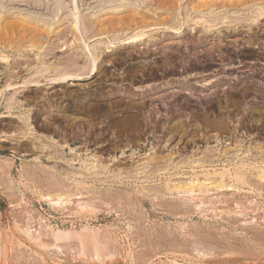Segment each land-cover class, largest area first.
I'll return each instance as SVG.
<instances>
[{
    "label": "rangeland",
    "instance_id": "obj_1",
    "mask_svg": "<svg viewBox=\"0 0 264 264\" xmlns=\"http://www.w3.org/2000/svg\"><path fill=\"white\" fill-rule=\"evenodd\" d=\"M199 1L0 0V18L6 20L23 18L26 22L25 28L16 37L13 35L7 39L11 38L12 41L16 39V42L22 40L23 42L20 41V43L26 46L34 41L42 44L37 48H25L18 43L15 49L23 54L16 53L14 47L6 49V55H10V51H13L12 56H9L8 65H11L7 71L4 70L7 64L0 61V89L4 88L9 81L13 86L6 89L0 98V264H229L231 261L241 260L243 254H240L245 252H249L253 260L249 263L243 261V264H264V250L260 248L255 250L256 248L251 244L237 242L244 237L241 234L257 232V224L235 223L242 219L238 213L240 209L243 211L244 201L245 206L251 207L244 208L245 214L252 215L256 213L251 212L252 206L261 205L260 203L263 206L264 196L260 200L255 193V195L249 193L247 189L226 188L223 189L224 191L222 189L215 191L204 188L203 192L197 189L193 193L174 190V186L182 187V184L185 182L189 184L191 180L194 184L196 181L199 184L203 183L202 177L208 170H210L209 177L212 174H219V171L221 173L222 169L230 170L231 176L235 177L239 173L235 170L238 163L234 162L235 155L245 156L247 153L243 151L227 153V150L237 149L236 146L239 143L241 148L250 145L251 151L253 146H264V119L261 123L251 121L248 114L252 112L249 107L251 102H242V108L235 111L227 106L222 116L211 113L203 115L205 117L189 116L186 108L174 107L171 102L168 103L167 99L159 100L152 97L149 98L150 101H146L147 107H141L138 95L140 96L141 92L142 94L148 92L151 88V86L145 88L144 85L162 80L160 77L155 79V74L163 69V67H155L161 64V59L157 58L160 54L156 53L152 56L151 48L143 45L142 51L144 53L148 50V55H139L136 50L131 49V45H121V42L128 40L133 32L140 30L149 35V38L159 39L161 36H171L178 39L183 37L182 33L186 29L193 28L192 25L195 23H200L198 19L201 17L209 18L223 13L235 15L250 12L251 14V7L253 6L254 9L255 6L254 3L250 4L249 0H244L245 4H248L245 6H241L244 2H236L237 0H219L217 6L224 5V9L217 8L213 11L214 13L209 12V16H204L205 11L200 13L192 11V8L198 7ZM177 7H179V14L175 12ZM75 9L77 12H74ZM201 10L203 9L199 11ZM137 12L141 15H137ZM143 19H148L147 21L151 23L152 20H156L157 23L162 20L168 21L163 26H150L151 28L147 27L149 30L138 28L133 31L134 27L142 24ZM100 23L105 29L102 35L98 31ZM259 24L261 28L257 37L262 34L260 30L264 28V20H261ZM190 35L193 36V34ZM32 38L34 40H31ZM107 42H113L118 52L104 51L103 54L102 51L100 52L102 55L98 53L100 61L97 67H101L104 74L101 71V74L89 76L88 53L98 52ZM240 44L243 47L242 42L237 43L239 46ZM2 49L4 50V47L0 46V51ZM25 60L28 70L23 68L26 66ZM14 62L17 64L21 62L23 66L20 68L18 66H21V63L17 66ZM41 64L49 68V73L44 74L39 84L22 87L23 80L30 78L34 74L33 68L38 70ZM81 66H86L85 70L78 73L80 77L82 76L81 78L57 83L52 80L62 71L73 72L75 68ZM137 66L146 69H137ZM130 69H134L133 73ZM149 69H152V74L148 73ZM142 76L149 79L144 81ZM102 88L110 90L113 95L117 90L123 91L125 88L130 94H127V97L112 96L102 101L95 96L96 91ZM88 96L94 100L96 107L90 109L89 105L82 114L72 113V108L75 107L73 105L80 106V98ZM118 99L125 102H138L136 112L140 119L135 129L122 124L124 122L121 119L126 112H122L124 111L122 106L112 105ZM100 103H108L110 107L100 110L97 108ZM257 109L264 112V107ZM65 110H71V112L65 113L63 112ZM20 116L27 117L31 130H23V127V129L15 128V124L17 126L21 122ZM216 121H222L227 125V129L218 131L217 124H214ZM250 121L253 126L262 128L261 134L248 130ZM173 124L176 127L170 131L169 128ZM40 144L42 147L44 145L45 149H42ZM239 152L243 154L240 153V155ZM207 156H213L215 162L206 163L203 158ZM166 158H168L167 162L164 160ZM258 161L261 159L256 160ZM228 164L229 167H227ZM201 165L205 169H200ZM209 182L210 180L207 181ZM59 190H62L60 192H63L64 200L55 203L54 198L56 194H59ZM234 199L242 201L240 204L242 206L232 202ZM234 207L237 208L234 209ZM262 223V220L258 222V224ZM27 225L31 226L30 233L34 238L36 235L43 237L42 241L46 247L44 245L43 248L39 247L23 234ZM91 232H94L102 243L113 247V256L99 260L95 257L89 258V255L79 256L74 251L73 247L79 243L80 238L86 243L87 238L93 237ZM235 237L237 241L232 240ZM213 240L220 244H216ZM208 242L212 243L213 250L208 247ZM241 244L249 245L250 250L247 247L242 248ZM198 245L205 251L207 248L211 249V252L195 254L193 247H199ZM258 250L262 251L258 252ZM237 256L239 257L236 258ZM254 257L257 259L254 260Z\"/></svg>",
    "mask_w": 264,
    "mask_h": 264
},
{
    "label": "bare ground",
    "instance_id": "obj_2",
    "mask_svg": "<svg viewBox=\"0 0 264 264\" xmlns=\"http://www.w3.org/2000/svg\"><path fill=\"white\" fill-rule=\"evenodd\" d=\"M151 1V0H150ZM167 1V0H165ZM179 1V0H177ZM217 1L219 0H200L199 3H198V7L197 8H192V11L195 13V12H204L205 11V15L204 16H209L208 13L209 12H213L215 9L217 10V8H222L224 9V5L222 7H218L217 5ZM222 1V0H221ZM252 4L254 3L255 6H254V9H253V6L251 7L252 8V12L250 14V12H246V13H241V14H235V15H231V14H216V15H212L210 16L209 18H205V17H201L200 19H198L200 21V23L202 22L203 24H200V23H195V25L193 24V28H188L186 29V31L184 33H182L183 37H179L178 39H175L174 37L172 38L171 36L169 37H165V36H161V38L157 39V38H149L150 36L149 35H146L144 33L141 32V30L139 32H133L132 36L128 39V40H125V41H122L121 42V45H131V49H134L136 50V53L139 54V55H148V50L146 52L143 53L142 49L144 47H142L143 45L146 46V48H151L150 50H152V56L155 55L156 53L160 54V56H157V58L161 59L160 61V65H155L158 66V67H163V68H166V66H168L170 63H172L173 65V62L175 60H173V58H177L178 54H181L180 51H179V46H181L182 44V38H185V36H187V34H192L194 32V34L196 33V36L195 37V41H194V49H193V55H195L196 53L194 52L197 47H203L205 48V51L208 52V56L207 57H210V55L212 56V51L215 49V47H217L218 49L223 47V46H234L237 45L238 42H242L244 45H243V48L241 50H243V54L247 56L246 60H249L248 56H254L255 54L253 53L252 51V47L254 48L256 45H259L260 42L258 41H255V39L253 38L254 36H256L259 32V23L261 20H264V0H249ZM58 2V1H56ZM169 2V1H168ZM233 2V1H232ZM236 2H244V0H237ZM126 3V2H125ZM167 3V2H166ZM180 3V2H179ZM191 3V2H190ZM246 2H244L243 5L241 6H245V5H248V4H245ZM154 4V3H152ZM171 4V3H170ZM221 5V3H219ZM56 5H58V3H56ZM155 5V4H154ZM180 5V4H179ZM219 5V6H220ZM253 5V4H252ZM166 6V5H165ZM217 6V7H216ZM58 7L60 8V6L58 5ZM157 7V6H156ZM160 7V6H159ZM158 7V8H159ZM249 7V6H248ZM247 7V9H248ZM77 8V7H76ZM166 8V7H165ZM203 9L201 11H199L200 9ZM145 9V8H144ZM243 9V8H242ZM73 10V9H72ZM76 10V9H75ZM146 10V9H145ZM159 10V9H158ZM155 11V10H154ZM171 11V10H170ZM231 11V10H230ZM244 11V9H243ZM246 11V10H245ZM74 12H77L74 11ZM167 12V11H166ZM175 12L176 14L180 13L179 11V7H177L175 9ZM188 12V11H186ZM229 12V11H228ZM242 12V11H241ZM67 13V12H65ZM143 13V12H142ZM157 13V12H156ZM193 13V14H194ZM214 13V12H213ZM72 14V13H71ZM137 15H141V13H136ZM188 14V13H187ZM157 15V14H156ZM164 15V14H163ZM231 15V16H230ZM76 16V15H75ZM170 16V15H169ZM200 16V15H199ZM58 17V16H57ZM73 17V16H72ZM103 17V16H102ZM119 17V16H118ZM157 17V16H156ZM77 16L74 18L75 22H76V19ZM142 18V17H140ZM146 18V17H145ZM28 19V18H27ZM177 19V18H176ZM73 20V19H72ZM140 20V19H139ZM144 21L142 22V24H140V26H136V24H134L136 27H134L133 31L137 30L138 28H146L148 29L147 27H150V26H153V27H158V26H163L165 25V23H167V21L169 20H166V22H164L162 20V22L160 21L159 23H157V21H153L152 20V23L147 21L148 19H143ZM158 20V19H157ZM203 20V21H202ZM182 21V20H181ZM73 22V21H72ZM107 22V21H106ZM105 22V23H106ZM195 22V21H194ZM263 22V21H262ZM36 23V22H35ZM37 24V23H36ZM97 24V23H96ZM95 24V25H96ZM101 24V23H100ZM108 24V23H107ZM112 24V23H111ZM152 24V25H151ZM55 25V24H54ZM139 25V24H138ZM179 25V24H178ZM262 25V24H261ZM26 26V22L25 20L22 18V19H19L17 18V20H6V19H3V18H0V46H3L4 47V50L2 49V51H0V61L2 62H5L7 64V66L4 68V70H9L10 69V65H8V61L10 60L9 59V56H12V52L13 51H10V55H6V49H12V47H14L15 49V46H17V44H21L20 41L22 40H19V42L13 40L12 39H7L9 38V36H13L15 35L14 37H16ZM37 26V25H36ZM42 26V25H41ZM52 26V25H51ZM181 26V25H180ZM178 26V27H180ZM38 27V26H37ZM45 27V26H44ZM89 27V26H88ZM119 27V26H118ZM121 27V26H120ZM129 27V26H128ZM152 27V28H153ZM191 27V26H190ZM51 28V27H50ZM91 28V27H90ZM151 28V27H150ZM164 28V27H163ZM182 28V27H181ZM171 29H174V28H171ZM256 29V30H255ZM107 30V29H106ZM149 30V29H148ZM58 31V30H57ZM98 31L100 32V34L102 35L105 31V29H103V25L101 24L100 25V29H98ZM172 31V30H171ZM180 31V30H179ZM240 31V32H239ZM260 31H262L264 33V28H262ZM25 32V31H24ZM108 32V30H107ZM151 32V31H150ZM156 33V31H153V33ZM176 32V31H175ZM50 33V32H49ZM159 33V32H158ZM262 33V34H263ZM99 34V35H100ZM176 34H180V33H176ZM24 35H26L24 33ZM56 35V34H55ZM151 35L154 36L151 32ZM47 36V35H46ZM58 36V35H57ZM56 36V37H57ZM27 37V36H26ZM25 37V38H26ZM49 37V36H48ZM59 37V36H58ZM261 37V36H260ZM263 37V36H262ZM38 38V37H37ZM52 38V37H51ZM259 38V36H258ZM264 38V37H263ZM28 39V38H27ZM58 39V38H57ZM119 39V38H118ZM260 39V38H259ZM31 40H34V38H32ZM36 40V39H35ZM53 40V39H52ZM39 41V40H38ZM23 42V41H22ZM30 42V41H29ZM32 42V41H31ZM46 42V41H45ZM144 42H146V44H144ZM149 42V43H148ZM263 42V40H262ZM27 43V42H26ZM113 42H107L105 43V45L103 46L104 48L101 49V50H98V52L94 51V52H89L88 53V71L89 72V76L91 75H94V74H99L101 71L102 74H104V71L101 69V67H97L98 66V61H100L99 59V55L101 54L100 52H102L104 54V51H107V53H112V52H115V48H114V45L112 44ZM192 43V42H191ZM18 44V45H19ZM45 44V43H44ZM117 44V43H116ZM39 45H42V44H37L35 43V41L33 43H30L29 46H26V45H22L23 47H29V48H37ZM120 45V46H121ZM187 45V44H186ZM20 46V47H21ZM260 46V45H259ZM264 46V44L262 45ZM19 47V46H18ZM45 47V46H44ZM67 47V46H66ZM119 47V46H118ZM123 47V46H122ZM23 48V50L25 49ZM46 48V47H45ZM48 48V47H47ZM153 48V49H152ZM233 48V47H232ZM234 49V48H233ZM257 49V48H256ZM16 50V53H19L21 54L22 52H20L19 50L17 51ZM22 50V49H21ZM34 50V49H33ZM127 50V49H126ZM186 50V49H185ZM204 50V49H203ZM29 51V50H28ZM27 51V52H28ZM36 51V50H35ZM49 52V51H48ZM118 52V51H116ZM220 52V51H219ZM257 52V51H255ZM37 53V52H36ZM44 53V51L42 52ZM47 53V52H46ZM100 53V54H98ZM106 53V52H105ZM201 53V52H200ZM23 54V53H22ZM16 55V54H15ZM28 55V54H27ZM102 55V54H101ZM128 55V54H127ZM136 55V54H135ZM190 55V54H189ZM199 55V54H198ZM24 56V55H23ZM51 56V55H50ZM49 56V57H50ZM106 56V55H105ZM126 56V55H125ZM174 56V57H173ZM187 56V55H186ZM197 56V55H196ZM33 57V56H32ZM48 57V58H49ZM129 57V56H128ZM132 57V56H130ZM195 57V56H194ZM206 57V56H205ZM183 58V57H182ZM186 58V57H184ZM69 59V58H68ZM75 59V58H74ZM87 59V58H86ZM156 59V58H155ZM209 59V58H208ZM30 60V59H29ZM153 60V59H152ZM178 60V58H177ZM180 60V59H179ZM188 60V59H187ZM191 60V59H190ZM197 60V59H196ZM46 61V60H45ZM73 61V60H72ZM75 61H78V60H75ZM181 61V60H180ZM26 62V60H25ZM69 62V61H68ZM10 63V62H9ZM21 63V62H20ZM19 63V64H20ZM29 63V62H28ZM58 63V62H57ZM71 63V62H70ZM103 63V62H102ZM184 63V62H183ZM182 63V64H183ZM13 64V63H12ZM15 65H19L17 64V62H14ZM13 64V65H14ZM32 64V63H31ZM62 64V62H61ZM68 64V63H67ZM152 64V63H151ZM178 64V62H177ZM21 66H18V67H22V63L20 64ZM30 65V64H29ZM87 65V64H86ZM102 65V64H101ZM141 65V64H140ZM171 65V64H170ZM169 65V66H170ZM179 65V64H178ZM177 65V66H178ZM61 66V65H60ZM69 66V64H68ZM143 66V65H142ZM176 66V65H175ZM182 65H180V68L182 69L183 66L181 67ZM12 67V66H11ZM17 67V68H18ZM66 67V66H65ZM130 67V66H129ZM128 67V68H129ZM262 67V66H260ZM15 68V67H13ZM15 68V69H17ZM23 68H26L27 69V62H26V66L23 67ZM32 68V67H31ZM39 69L37 70L36 68H33L34 71V74L32 75V72H31V77L28 78V79H24L23 82L21 83L22 87H26V86H31L32 85H37L39 84V82H41L42 78H44V74L45 73H49V68L47 66H45L44 64L42 65L41 64V67H38ZM86 66L84 67H78V68H75V70H73V72H68V71H62V73L58 74L57 76H53L54 78L52 79L53 81H55L56 83L57 82H65L69 79H74V78H81L79 76V72L85 70ZM138 68H141V69H146L145 67H141V66H137V69ZM148 68H152L151 66ZM258 68V67H257ZM2 69V68H1ZM136 69V68H135ZM154 69V68H153ZM162 69V68H161ZM225 69V68H224ZM28 70V69H27ZM26 70V71H27ZM150 71L148 72L149 74H152V69H149ZM20 71V70H19ZM128 71V70H127ZM134 69H130V72L133 73ZM142 71V70H141ZM163 71V70H162ZM166 71V70H165ZM167 71H168V68H167ZM176 71V70H175ZM1 72V71H0ZM164 72V71H163ZM255 72V71H254ZM10 73V72H9ZM12 73V71H11ZM100 73V74H101ZM1 74V73H0ZM6 75V73H3ZM126 74V73H125ZM130 74V73H129ZM148 74V75H149ZM11 75V74H10ZM13 75L16 77V75L13 73ZM143 75V73H142ZM233 75V74H232ZM253 75V74H252ZM120 76V75H119ZM131 76V75H129ZM191 76V75H190ZM231 76V75H230ZM262 76V75H261ZM143 77V76H142ZM151 77V75H150ZM174 77V76H173ZM243 77V76H242ZM246 77V76H244ZM249 77V76H248ZM13 78V76H12ZM23 78V77H22ZM186 78V77H185ZM15 79V78H14ZM21 79V78H20ZM48 79V78H47ZM102 79V78H101ZM226 79V78H225ZM250 79V78H249ZM247 77L244 78V79H240V80H236L235 82H224V84H222V87L224 89V87L228 88L229 90V93L228 94H224L225 96V100L222 101H217V103L212 106L211 104L209 105L210 106V109L209 110H213V108H215V106L220 109V110H224L225 107L227 106H230L232 107V110H238V108H242L241 107V103L247 99V96L246 94L248 95L249 93H251L252 91L255 92V86L251 83L253 81L254 83V79H250L249 80ZM256 79V78H255ZM9 80V79H8ZM153 80V79H152ZM216 80V79H215ZM233 80V79H231ZM186 81V80H185ZM257 81V80H256ZM259 82V80H258ZM257 82V83H258ZM261 82V81H260ZM259 82V83H260ZM264 83V82H263ZM54 84V83H53ZM209 84V82H208ZM216 84V83H215ZM214 84V85H215ZM220 84V85H221ZM14 85V84H13ZM177 84H170V83H165L164 85H162V87H151L149 89L148 92L142 94H140V96L138 95V100H139V104L141 105V107H147L146 106V101H150L151 99L149 98H158L159 100L160 99H167L168 103H172L174 106L176 107H181L183 108L182 104H184V101L183 100L184 98L182 97H179V89L178 87L176 86ZM207 85V84H206ZM219 85V84H217ZM158 86V85H157ZM254 86V87H253ZM202 87V86H201ZM221 87V86H220ZM264 87V86H263ZM9 88H13L11 82L9 81V83L5 84L4 88L2 87L0 89V98L3 96V93L6 91V89H9ZM203 88V87H202ZM214 86L213 84L211 86H209L208 89H203L202 91L203 92H207V91H210L211 89L214 90ZM98 89V88H97ZM121 89V87L119 88ZM194 89V88H193ZM259 89V87H258ZM263 89V88H262ZM16 90V89H15ZM186 90V89H185ZM197 90V89H195ZM222 90V89H221ZM260 90V89H259ZM114 91V90H113ZM147 91V90H146ZM193 91V90H192ZM202 91H200L199 93H202ZM220 91V90H219ZM227 91V90H226ZM19 92V91H18ZM17 92V93H18ZM134 92V91H133ZM195 92V91H194ZM224 92V90H223ZM223 92L221 94H223ZM257 92V91H256ZM260 92V91H259ZM16 93V94H17ZM132 93V92H131ZM137 93V92H136ZM210 93V92H208ZM214 93V91H213ZM212 93V94H213ZM216 93V92H215ZM214 93V94H215ZM127 94H130L129 93V90L125 89L123 91L121 90H117L116 94L114 93V95L112 94V92L110 90H104L102 88V90H98L96 91L95 93V96H97V99L99 98V100H102V99H110V97L112 96H124V97H127L126 95ZM217 94V93H216ZM215 94V95H216ZM219 94V93H218ZM253 94V93H252ZM257 94V93H256ZM18 95V94H17ZM20 95V94H19ZM48 95V94H47ZM73 95V94H72ZM87 95V94H86ZM189 95V94H188ZM204 95V94H203ZM210 95V94H209ZM263 95V94H262ZM261 95V96H262ZM24 96V95H23ZM94 96V97H95ZM15 97V96H14ZM210 97V96H209ZM213 97V95H212ZM223 97V96H222ZM88 98V99H86ZM207 98V96L205 97ZM219 98V97H218ZM217 98V99H218ZM11 99V98H10ZM12 99H13V96H12ZM23 99V98H22ZM25 99V97H24ZM80 106H78V104L76 105H73L75 107H71L72 108V113L75 112L77 115L80 113L82 114L84 112V109L85 108H88V106L90 105V109L93 108L96 104L94 103V100H92V98H90L89 96L88 97H83V98H80ZM133 99V98H132ZM187 99V98H186ZM193 99V98H191ZM210 99V98H209ZM212 99V98H211ZM15 100V99H14ZM36 100V99H35ZM188 100V99H187ZM198 100V99H197ZM208 100V99H206ZM12 101V100H11ZM103 101V100H102ZM202 101V100H201ZM228 101V102H227ZM17 102V101H16ZM91 102V103H90ZM93 102V104H92ZM189 102V101H188ZM191 102V101H190ZM189 102V103H190ZM204 102V100H203ZM206 102H209V101H206ZM78 103V102H77ZM138 103V102H137ZM137 103H133V101L131 102H125V101H121V100H116L112 105L114 107H123L124 111L122 112H126V114L124 115V118L121 119L124 123L126 127H129V128H132V129H135L136 125L138 124V119L139 118V115H138V112L137 111ZM186 103V102H185ZM210 103V102H209ZM166 104V103H165ZM49 105V104H48ZM188 105V104H187ZM206 105V104H205ZM223 105V106H222ZM96 107V106H95ZM110 105L107 103V104H98L97 105V108L100 109V110H104L106 108H109ZM229 107V108H230ZM245 107V106H244ZM18 108V107H17ZM157 109V108H156ZM216 109V108H215ZM253 110H251L252 114L249 115V118H251V121L252 122H262V120L264 119V112L262 113L260 109H257V108H252ZM184 110V109H183ZM112 111V110H111ZM130 111H134V112H130ZM145 111V110H144ZM173 111V110H172ZM175 111V110H174ZM255 111V113H254ZM65 113L67 112H71V110L69 111H63ZM226 112V111H225ZM59 113H60V110H59ZM163 113V112H162ZM223 113V112H222ZM232 113V112H231ZM234 113V112H233ZM19 114V113H18ZM166 114V113H165ZM250 114V113H248ZM22 115V114H21ZM75 115V114H74ZM96 115V114H95ZM158 115V114H157ZM73 116V115H72ZM102 116V114H101ZM231 116V115H230ZM157 117V116H156ZM169 117V116H168ZM205 117V116H203ZM238 118V117H237ZM248 118V119H249ZM20 119V123L16 126L15 124V128H18V129H23V130H31L29 129V125H28V122H27V117L26 116H20L19 117ZM202 119V118H201ZM206 119V118H205ZM71 120V119H70ZM174 120V119H173ZM217 120V119H216ZM164 121V120H163ZM207 121V120H206ZM205 121V122H206ZM250 121L251 125H250V129H248L250 132L251 131H254V133L256 134H261L262 133V128L260 127H257V126H253L252 125V122ZM175 122V121H174ZM247 122V121H246ZM18 123V122H16ZM202 123V122H201ZM206 123H209V122H206ZM214 123V122H213ZM260 123H259V126H260ZM21 124V127H19V125ZM67 124V123H66ZM118 124V123H117ZM154 124V123H153ZM182 124V123H181ZM214 124H217V129L218 131L219 130H223V129H227L226 128V124L222 123V121H216ZM116 125V124H115ZM166 125V124H165ZM256 125V124H255ZM112 126V125H111ZM120 126V125H119ZM138 126V125H137ZM203 126V125H202ZM23 127V128H22ZM85 127V126H84ZM176 127V125H172L170 126V131L174 130ZM211 127V126H210ZM215 127V126H214ZM12 128V127H11ZM118 128V127H117ZM155 128V127H154ZM153 128V129H154ZM181 128L183 129V125L181 126ZM212 128V127H211ZM34 129V128H33ZM157 129V128H156ZM208 129V128H207ZM22 130V132H23ZM186 130V129H185ZM210 130V129H209ZM208 130V131H209ZM18 131V130H16ZM15 131V132H16ZM21 131V130H20ZM73 131V130H72ZM144 131V130H143ZM169 131V130H168ZM227 131V130H226ZM34 132V131H33ZM82 132V131H81ZM130 132V131H129ZM135 132V131H134ZM147 132V131H146ZM233 132V131H232ZM31 133V131H30ZM79 133V132H78ZM90 133V132H89ZM119 133V132H118ZM124 133V132H123ZM131 133V132H130ZM169 133V132H168ZM264 133V132H263ZM12 134V133H11ZM23 134V133H22ZM223 134V132H222ZM10 135V134H8ZM233 135V134H232ZM231 135V136H232ZM11 136V135H10ZM24 136V135H23ZM218 136V135H217ZM27 137V136H26ZM12 138V136H11ZM72 138V137H71ZM232 138V137H231ZM191 139V138H190ZM212 139V138H211ZM46 140V139H45ZM217 140V139H216ZM240 140V139H239ZM76 141V140H75ZM234 141V140H233ZM236 141V140H235ZM179 142V141H178ZM237 144L239 143L238 142V139H237ZM243 143V142H242ZM257 143V142H256ZM264 143V142H263ZM60 144V143H58ZM235 144V143H234ZM38 145V144H37ZM41 145V144H40ZM49 145V144H48ZM236 145V144H235ZM241 143L238 144V146H236L237 149H229L227 150V153H234L235 151H243L245 153H247L245 156L242 155V156H238V155H235L236 156V160H234V162L236 163V161L238 162L237 163V166H236V169L234 167V169L236 171H239V173L236 174V171H235V174L236 176H231L230 174V170H225L223 171L222 169V172L220 173L219 171V174H212L211 177H209V173L208 171L207 174L202 177L204 180H203V183H198L196 181V183L194 184V181L191 180V182L189 184H182V187L180 186H174V190L175 191H183V192H187V193H193L194 191H196L197 189H199V192H203V189L206 188L207 190H223V189H226V188H231L233 190H245L247 189V191H249V193H255L256 196H258L261 200V198H263L264 196V146L263 145H256L255 147L253 146V149L251 151V146H246L245 148H241ZM39 146V145H38ZM37 146V147H38ZM243 146V145H242ZM35 147V148H37ZM40 147V146H39ZM42 147V145H41ZM47 147V146H46ZM171 147V146H170ZM219 147V146H218ZM44 148V145L42 147V149ZM49 148V147H48ZM186 148V147H185ZM216 148V147H215ZM235 148V147H234ZM45 149V148H44ZM153 149V148H151ZM216 150V149H215ZM48 151V150H47ZM151 151V150H150ZM154 151V149H153ZM225 151V150H224ZM152 152V151H151ZM217 152V151H215ZM243 152H239L243 154ZM171 153V152H170ZM225 152V154H227ZM224 154V155H225ZM192 155V154H191ZM197 155V154H196ZM203 155V154H202ZM222 155V154H221ZM233 155V154H232ZM241 155V154H240ZM157 156V155H156ZM186 156V155H185ZM195 156V155H194ZM96 157V156H95ZM148 157V156H147ZM152 157V156H151ZM168 157V156H167ZM204 157V155H203ZM233 157V156H232ZM263 157V158H262ZM150 158V156H149ZM163 158V157H162ZM187 158V157H186ZM202 159V158H201ZM206 163L209 162L210 164H212L213 162H215V159L213 156H207L206 158H203ZM235 159V157H234ZM258 159H261V161H258L256 162V160ZM36 160V159H35ZM40 160V159H39ZM38 160V161H39ZM149 160V159H148ZM156 160V159H155ZM161 160V159H160ZM165 161L168 160V158L164 159ZM199 161V160H198ZM220 161V160H219ZM233 161V160H232ZM9 162V161H8ZM62 162V161H61ZM167 162V161H166ZM192 162V161H191ZM217 162V161H216ZM148 163V162H147ZM201 164V163H200ZM209 164V166H210ZM231 164V163H230ZM7 165V164H6ZM139 165V164H138ZM259 165V166H258ZM262 165V166H261ZM206 166V165H205ZM1 167V166H0ZM103 167V166H102ZM107 167V166H106ZM177 167V166H176ZM213 167V166H212ZM225 167V166H224ZM229 167V164L228 166ZM232 167V166H231ZM173 168V167H172ZM203 169V165L200 166V169ZM3 169V168H2ZM28 169V168H27ZM108 169V168H107ZM119 169V168H118ZM117 169V170H118ZM177 169V168H176ZM205 169V168H204ZM210 169V168H209ZM213 169V168H212ZM225 169V168H224ZM229 169V168H227ZM233 169V170H234ZM120 170V169H119ZM130 170V169H129ZM163 170V169H162ZM186 170V169H184ZM195 170V169H194ZM193 170V171H194ZM6 171V170H5ZM126 171V170H125ZM158 171V170H157ZM161 171V170H160ZM164 171V170H163ZM166 171V170H165ZM192 171V170H191ZM234 172V171H233ZM5 173V172H4ZM80 173V172H79ZM112 173V172H111ZM74 174V173H73ZM127 174V173H126ZM136 174V173H135ZM29 175V174H28ZM122 175V173H121ZM119 175V176H121ZM180 175V174H179ZM197 175V174H196ZM117 176V177H119ZM149 176V174H148ZM131 177V175H130ZM166 177V176H165ZM92 178V177H91ZM110 178V177H109ZM159 178V177H158ZM86 180V179H85ZM102 180V179H101ZM126 180V179H125ZM160 180V179H159ZM175 180V179H174ZM185 180V179H183ZM182 180V181H183ZM209 183H207V181H209ZM36 181V180H35ZM72 181V180H71ZM109 181V180H108ZM118 181V180H117ZM163 181V180H162ZM190 181V180H188ZM199 181V180H198ZM79 182V181H78ZM152 182V181H151ZM165 182V181H164ZM167 182V181H166ZM172 182V181H171ZM184 182V181H183ZM55 183V182H54ZM60 183V182H59ZM98 183V182H97ZM158 183V182H157ZM70 184V183H69ZM110 184V183H109ZM113 184V183H112ZM134 184V183H133ZM60 185V184H59ZM71 185V184H70ZM145 185V184H144ZM160 185V184H159ZM171 185V184H170ZM67 186V185H66ZM78 186V185H77ZM148 186V185H147ZM151 187V186H150ZM200 187V188H199ZM60 188V187H59ZM83 188V187H82ZM116 188V187H115ZM153 188V187H152ZM62 189V187H61ZM73 189V188H72ZM89 189V188H88ZM156 189V188H155ZM75 190V189H74ZM205 190V191H207ZM46 191V190H45ZM62 190H59V194H56V197L54 198L55 199V203L61 201V200H64L63 198V192H60ZM76 191V190H75ZM74 191V192H75ZM82 191V190H81ZM80 191V192H81ZM121 191V190H120ZM123 191V190H122ZM121 191V192H122ZM129 191V190H128ZM224 191V190H223ZM40 192V191H39ZM124 192V191H123ZM237 192V191H236ZM55 193V192H54ZM66 193V192H65ZM76 193V192H75ZM153 193V192H152ZM165 193V192H164ZM38 194V193H37ZM71 194V193H69ZM117 194V193H116ZM119 194V193H118ZM223 194V193H222ZM254 194V195H255ZM93 195V194H92ZM95 195V194H94ZM111 195V194H110ZM153 195V194H152ZM69 196V195H68ZM121 196V194H120ZM123 198H124V195H122ZM127 196V195H126ZM155 196V195H154ZM168 196V195H167ZM43 197V196H42ZM91 197V196H90ZM116 197V196H115ZM148 197V196H147ZM151 197V196H150ZM158 197V196H157ZM170 197V196H169ZM173 197V196H172ZM247 197V196H246ZM40 198V197H39ZM227 198V197H226ZM245 198V196L243 197ZM42 199V198H41ZM51 199V198H50ZM90 199V198H89ZM122 199V198H120ZM126 199V198H125ZM107 200V199H106ZM118 200V199H117ZM247 200V199H246ZM48 201V200H47ZM53 201V200H52ZM112 201V199H111ZM239 200H236L234 199V202L237 206L241 204V202ZM124 202V201H123ZM219 202V201H218ZM226 202H229V201H226ZM231 202V203H232ZM263 202V201H262ZM109 203V202H108ZM113 203V201H112ZM160 203V202H159ZM158 203V205H159ZM169 203V202H168ZM69 204V203H68ZM213 204V202H212ZM257 204V203H256ZM261 205H253L252 206V211L251 212H256L255 214H252V215H249V214H245V211H244V208H248L250 209L249 207L245 206V201H244V206L240 205V207L242 206L243 207V211L242 209L239 210V213L240 216L242 217V219L236 221L235 223L237 224H251L254 222V224H257V229L258 231H250V232H247L245 234H241L243 235L244 237L240 238L241 240H238L235 238H231L232 240H235L237 241L238 243L239 242H245V244H251L254 248H256L255 250H257V248H260L262 250H264V205L262 206V203H260ZM176 205V204H175ZM236 205H233V206H236ZM231 206V205H230ZM161 207V206H160ZM187 207V206H186ZM217 207V206H216ZM164 208V206H163ZM237 208V207H234V209ZM165 209V208H164ZM216 209V208H215ZM233 209V208H232ZM247 209V211H248ZM180 210V208H179ZM124 211V210H123ZM132 211V209H131ZM262 212V213H257V212ZM174 212V211H173ZM177 212V211H176ZM237 212V211H236ZM179 214V213H178ZM229 214V213H228ZM78 215V214H77ZM133 215V214H132ZM136 216V215H135ZM239 216V215H238ZM248 217V218H247ZM219 218V217H218ZM245 218V219H244ZM233 219V218H232ZM239 219V218H238ZM262 220L263 223L262 224H258V222ZM195 221V220H194ZM206 221V220H205ZM21 222V221H20ZM227 222V221H226ZM24 223V222H23ZM43 223V222H42ZM234 223V224H235ZM25 224V223H24ZM126 224V223H125ZM213 224V223H212ZM232 224V223H231ZM20 225V224H19ZM18 225V226H19ZM85 225V224H84ZM226 225V224H225ZM25 226V225H24ZM114 226V225H113ZM198 226V224H197ZM254 226V225H252ZM31 226H26L25 230H23V234H25L30 240H33L35 242L36 245H38L39 247H42L43 248V237L41 236H37L36 235V238H34L32 236V234L30 233V228ZM39 227V226H38ZM212 227V226H211ZM245 227V226H244ZM248 227V226H247ZM202 228V227H201ZM19 229V228H18ZM22 229V228H21ZM131 229V228H130ZM187 229V228H186ZM217 229V228H216ZM43 230V229H42ZM101 230V229H100ZM136 230V229H135ZM242 231H244L243 229H241ZM212 231V230H211ZM203 232V231H202ZM241 232V231H240ZM11 233V232H10ZM92 233V232H91ZM135 233V232H134ZM161 233V232H160ZM159 233V234H160ZM231 233V232H230ZM229 233V234H230ZM90 234V232H89ZM93 234V237L91 239H86V243H84V240H82L81 238L79 239V237L77 238V240L79 239V243L75 244V247L74 248V251L79 254V256H83V255H89L90 257L89 258H92L95 257L96 259H101L103 260L105 257V259H107V257H111L113 256L114 254V251H113V247H111L110 245H107V243L105 244L104 242L102 243L99 238L96 237V235L94 234V232L92 233ZM140 234V233H138ZM152 234V233H151ZM189 234V233H188ZM213 234V233H212ZM5 235V234H4ZM142 235V234H141ZM175 235V234H174ZM208 235V234H207ZM13 236V235H12ZM45 236V235H44ZM158 236V235H156ZM155 236V237H156ZM163 236V234H162ZM25 237V236H24ZM164 237V236H163ZM162 237V238H163ZM215 237V235H214ZM222 237V236H221ZM247 237V239H246ZM151 238V237H150ZM212 238V237H211ZM5 239V238H4ZM12 239V238H11ZM126 239V238H125ZM205 239V238H204ZM10 240V239H9ZM111 240V239H110ZM151 240V239H150ZM168 240V238H167ZM215 240V239H214ZM213 240V241H214ZM19 241V240H18ZM127 241V240H126ZM166 241V240H165ZM212 241V242H213ZM216 241V240H215ZM214 241V242H215ZM17 242V241H16ZM46 242V241H45ZM74 242V241H73ZM122 242V240H121ZM136 242V241H135ZM168 242V241H167ZM206 242V241H205ZM213 242V243H214ZM241 242V243H242ZM10 243V242H8ZM151 243V242H150ZM162 243V242H161ZM216 244L219 243V242H215ZM214 243V244H215ZM236 243V242H234ZM2 244V243H1ZM19 244V243H18ZM30 244V243H29ZM67 244V243H66ZM113 244V243H112ZM176 244V243H175ZM188 244V243H187ZM207 244V243H206ZM220 244V243H219ZM3 245V244H2ZM1 245V246H2ZM5 245V244H4ZM15 245V243H14ZM55 245V243L53 244ZM72 245V244H71ZM164 245V244H163ZM182 245V243H181ZM195 245V244H194ZM208 247H210L212 250H213V245L211 242H208ZM225 245V244H224ZM232 245L234 246L233 242H232ZM243 245L242 248L244 247H247L249 248L250 250V246L249 245H245L244 244H241ZM9 246V245H8ZM13 246V245H12ZM123 246V245H122ZM142 246V245H141ZM199 246V245H198ZM202 246V245H201ZM206 246V245H205ZM216 246V245H215ZM214 246V247H215ZM11 247V246H10ZM44 247H46L44 245ZM53 247V246H52ZM57 247V246H56ZM170 247V246H169ZM173 247V246H172ZM203 247V246H202ZM217 247V246H216ZM224 247V246H223ZM239 247V246H238ZM1 248V247H0ZM3 248V247H2ZM165 248V247H164ZM184 248V247H182ZM186 248V247H185ZM222 248V246H221ZM12 249V248H11ZM181 249V248H180ZM211 249H208L206 251H209L211 252ZM225 249V248H224ZM241 249V248H240ZM6 250V249H5ZM10 250V249H9ZM21 250V249H20ZM55 250V248H54ZM244 250V249H243ZM254 250V249H253ZM262 250H258L259 251H262ZM1 251V249H0ZM123 251V250H122ZM192 251V250H191ZM193 251L195 252V254H207V252L205 251L204 248H201L200 246L197 247V246H194L193 247ZM246 251H248L246 249ZM148 252V251H146ZM188 251H186L187 253ZM219 252V251H218ZM226 252V251H225ZM228 252V251H227ZM235 252V251H234ZM232 252V253H234ZM239 252V251H238ZM243 252V251H242ZM256 252V251H255ZM41 253V252H40ZM48 253V252H47ZM55 253V252H54ZM231 252H229L230 254ZM240 253V252H239ZM249 253V252H248ZM248 253H241L240 255L241 256V260H234V261H231L229 264H232V263H240V264H243V261H248L247 263L252 262L253 260V257ZM148 255V253H146ZM228 254V255H229ZM236 254V253H234ZM232 254V256L234 255ZM166 255V254H164ZM222 255V254H221ZM231 255V254H230ZM239 255V254H237ZM253 255V254H252ZM256 255V254H255ZM258 255V254H257ZM204 256V255H203ZM260 256V255H259ZM125 257V256H124ZM239 256H237L236 258H238ZM197 258V257H196ZM258 258V256H257ZM254 257V260L257 259ZM104 259V260H105ZM136 259V258H135ZM159 259V258H158ZM157 259V260H158ZM233 259V258H232ZM240 259V258H239ZM38 260V259H37ZM43 260V259H42ZM109 260V259H108ZM143 260V259H142ZM174 260V259H173ZM205 260V259H204ZM149 261V260H148ZM110 262V261H109ZM258 262V261H257ZM202 263V262H201ZM175 264V263H174ZM177 264V263H176Z\"/></svg>",
    "mask_w": 264,
    "mask_h": 264
},
{
    "label": "flooded vegetation",
    "instance_id": "obj_3",
    "mask_svg": "<svg viewBox=\"0 0 264 264\" xmlns=\"http://www.w3.org/2000/svg\"><path fill=\"white\" fill-rule=\"evenodd\" d=\"M261 33H263V32H261ZM192 34H193V36H191L189 34L185 38H182V41H181L182 45L179 46L180 47L179 50H180L181 54H178V56H177L178 60L176 57L173 58V60H175L173 62V65H172V63H170L171 64V65L169 64L170 66L168 65V66H166V68L162 69L164 72L158 71L155 74V79L160 77L162 80H159L157 82H152L149 84H145L144 87L145 88H149V86H151V87H162V85H164L165 83H170V84H174V85L177 84L176 86L178 87V89L180 88L179 94H181V95H179V97L183 96L182 98H184L183 100H185L184 104H182L184 106H182V107L186 108L188 110L187 114L189 116L197 117V116L209 115L211 113H212V115H221L222 116L223 110L218 109L216 106H215L216 109L213 108V110H209L210 104L212 106H214L217 103V101H221V100L224 101L225 100L224 94L229 93L230 89L228 90V88H226V87H224V89H223L222 84H224V82H226V81L232 83V82H235L236 80H240V79L242 80V79L247 77L248 79L250 78V79L255 80L254 83H253V81L251 83L253 85L256 83L255 84L256 86L254 85L255 87L254 86L253 87L255 88V90L257 92L252 91L251 93H249V96H247V94H246L247 99H245L243 102H251V105L249 106L251 110H253L252 108H255V107L256 108L264 107V96H263L264 95V87H263L264 86V83H263L264 82V80H263L264 79V46H262L264 44V38H263L264 33L260 34L261 37L259 35L260 39L257 37V35L253 37L255 39V41L260 42V44H259L260 46L256 45L254 48L253 47L251 48L255 55L254 56H248L249 60H246L247 56L243 54V50H241L243 47L241 46V44H240V46L242 48L239 45H235V47L227 45V46H223L219 49L217 47H215V49L212 51L213 54H212V56L210 55V57H207L208 52L205 51V48L197 47V49L194 51L196 54L193 55L192 54L193 49H194L193 43L195 41L194 36H196V33L194 34V32H193ZM255 37H257V38H255ZM262 40H263V42H262ZM255 51H257V52H255ZM184 57H186V58H184ZM177 62L179 65L177 64ZM180 65L183 66L182 69L180 68ZM260 66H262V67H260ZM167 68H168V71H167ZM244 76H246V77H244ZM147 79H149V78L143 77L142 80L145 81ZM231 79H233V80H231ZM258 80H259V82L260 81L261 82L259 83ZM208 82H209V84H208ZM212 84L215 87L214 90L211 89L210 91H207V92L202 91L203 89H208L209 86H211ZM217 84H219V85H217ZM258 87L260 90L258 89ZM195 89H197V90H195ZM223 90H224V92H223ZM200 91H202V93H199ZM213 91H214V93L216 92L217 94L215 93L216 94L215 95L213 93ZM208 92H210V93H208ZM222 92H223V94H221ZM212 95H213V97H212ZM206 96H207V98H205ZM191 98H193V99H191ZM206 99H208V100H206ZM203 100H204V102H203ZM188 101L189 102L191 101V102L189 103ZM206 101H209L210 103L206 102ZM258 104H261V105H258ZM174 107H176V106H174ZM203 113H205V114H203ZM249 115H251V113Z\"/></svg>",
    "mask_w": 264,
    "mask_h": 264
}]
</instances>
